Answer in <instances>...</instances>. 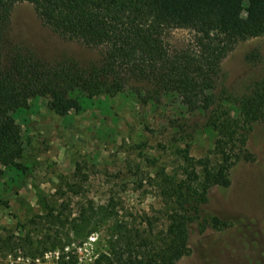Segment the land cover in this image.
Returning a JSON list of instances; mask_svg holds the SVG:
<instances>
[{
    "label": "rangeland",
    "instance_id": "374dc122",
    "mask_svg": "<svg viewBox=\"0 0 264 264\" xmlns=\"http://www.w3.org/2000/svg\"><path fill=\"white\" fill-rule=\"evenodd\" d=\"M195 31L167 28L164 40L171 51L189 47ZM10 38L46 62L73 58L85 65L101 63L105 45L87 46L67 39L43 23L33 3L15 4ZM126 87L115 94H99L81 111L57 114L48 97L36 96L27 107L12 115L20 125L24 150L20 170L5 168L0 177V233L38 239L54 230L45 218V198L69 204L65 211L76 213L79 203L93 199L105 203L114 198L120 214L137 225L163 226V197L158 179L187 177L184 155L195 159L214 153L217 131L210 125L216 111L240 116L237 99L251 93L264 81V34L240 41L222 62L210 110L189 112L177 94L145 101L148 84L137 82L120 70ZM248 148L254 160H242L231 169L229 187L213 186L201 207V220L219 217L220 227L195 223L190 232L191 252L176 264H264V123L252 125ZM165 171V172H164ZM156 180V181H155ZM80 183L70 192L68 183ZM73 214V215H74ZM69 215V214H68ZM33 221V222H32ZM34 222H41L36 225ZM106 226L86 240L49 250L40 257H1V264H91L108 247ZM65 235L61 236L64 237ZM64 241V240H63Z\"/></svg>",
    "mask_w": 264,
    "mask_h": 264
},
{
    "label": "trees",
    "instance_id": "16d2710c",
    "mask_svg": "<svg viewBox=\"0 0 264 264\" xmlns=\"http://www.w3.org/2000/svg\"><path fill=\"white\" fill-rule=\"evenodd\" d=\"M21 1L33 3L43 23L60 36L87 46L105 45L102 62L83 65L73 58L46 62L15 44L10 38L11 15ZM173 27L195 31L193 43L171 51L164 32ZM263 34L264 0H0V177L5 168H22L24 138L12 112L27 107L31 98H50L51 108L60 115L81 111L96 95L125 89L122 69L148 84L143 89L146 94L139 91L145 101L174 93L189 112L210 110L216 105L214 89L223 60L240 41ZM237 100L239 117L229 111H216L210 117L217 131V161L185 154L187 177L170 178L164 173L166 179L156 182L164 201L161 228L149 216L144 218L145 226L126 218L114 198L100 204L85 198L76 213L68 215L69 204L46 197L45 218L53 234L34 240L0 233V258L18 257V251L25 249L22 256L33 258L64 250L106 226L108 250L91 264H176L191 252L189 238L195 223L201 230L206 223L224 224L219 217L201 220L210 188L229 187L232 167L255 158L248 139L252 125L264 123V81ZM80 188L76 182L67 187L74 193Z\"/></svg>",
    "mask_w": 264,
    "mask_h": 264
}]
</instances>
